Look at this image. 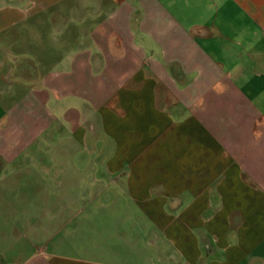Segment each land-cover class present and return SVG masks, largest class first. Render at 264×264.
<instances>
[{"label": "crops", "instance_id": "crops-1", "mask_svg": "<svg viewBox=\"0 0 264 264\" xmlns=\"http://www.w3.org/2000/svg\"><path fill=\"white\" fill-rule=\"evenodd\" d=\"M0 264H264V0H0Z\"/></svg>", "mask_w": 264, "mask_h": 264}]
</instances>
